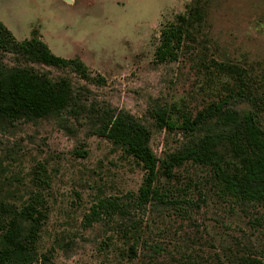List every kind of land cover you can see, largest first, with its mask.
I'll list each match as a JSON object with an SVG mask.
<instances>
[{
    "label": "rangeland",
    "instance_id": "obj_1",
    "mask_svg": "<svg viewBox=\"0 0 264 264\" xmlns=\"http://www.w3.org/2000/svg\"><path fill=\"white\" fill-rule=\"evenodd\" d=\"M189 4L200 13L187 25L177 57L153 61L159 28ZM0 20L19 38L40 27L52 52L78 56L94 76L86 80L69 69L17 62L11 52L0 53L3 74L26 65L52 79L65 75L72 94L69 105L43 116L0 119V200L19 204L34 188L30 179L38 164L47 178L39 187L45 215L34 245L11 264L264 261L263 206L221 194L209 165L187 161L169 173L159 169L155 184L168 201L141 207L128 202L125 213L82 223L97 197L126 200L143 175L139 161L93 132L102 109L133 115L161 158L199 131L160 127L153 110L166 105L174 118L182 111L193 116L235 87L239 75L243 91L256 97L253 108L264 127V0H0ZM73 101L86 105L79 120L69 112ZM234 106L252 109L246 101ZM80 148L85 155L77 154Z\"/></svg>",
    "mask_w": 264,
    "mask_h": 264
},
{
    "label": "trees",
    "instance_id": "obj_2",
    "mask_svg": "<svg viewBox=\"0 0 264 264\" xmlns=\"http://www.w3.org/2000/svg\"><path fill=\"white\" fill-rule=\"evenodd\" d=\"M194 3V2H193ZM195 4L186 6L185 12L175 15L173 20L161 25L157 42L153 48V61L175 59L180 44L190 25L199 15ZM11 52L15 61L37 62L69 69L79 77L92 80L89 67L78 56H62L51 51L40 38L37 30L31 28L28 37L16 38L0 20V53ZM99 81L104 78L97 74ZM238 82L216 101H212L191 116L182 111L179 122L166 105L153 110L156 124L177 126L191 134L199 131L188 142L168 150L158 158L148 144V131L133 115L122 109L104 108L97 115L98 124L93 132L114 144L140 162L143 175L136 191L127 193L126 200L114 196L97 197L83 213L82 223L90 225L102 217L125 213L127 204L141 207L152 200L166 202L167 194L155 184L157 171L169 173L173 167L184 162L209 165L221 194L235 202H258L264 208V127L258 120L255 96L243 91L244 83ZM261 97H259V100ZM72 99L70 84L65 75L56 79L30 66L18 65L2 73L0 64V119H33L66 107ZM246 101L252 107L239 111L234 103ZM69 112L75 120L86 105L73 101ZM222 128L214 131L209 124ZM85 155L86 150L78 149ZM30 179L34 188L29 190L19 204L0 200V264H11L26 255L34 245L41 221L45 215L42 194L39 187L47 185L43 165H37ZM26 223V227H24ZM242 264H264L259 258L243 259Z\"/></svg>",
    "mask_w": 264,
    "mask_h": 264
},
{
    "label": "crops",
    "instance_id": "obj_3",
    "mask_svg": "<svg viewBox=\"0 0 264 264\" xmlns=\"http://www.w3.org/2000/svg\"><path fill=\"white\" fill-rule=\"evenodd\" d=\"M67 1H70L71 2V0H67ZM64 2H66V1H64ZM72 2H73V0H72ZM5 25V24H4ZM6 26V25H5ZM7 27V26H6ZM8 28V27H7ZM31 28H35L36 30H37V32H38V34H39V36H40V38L42 39V32H41V28L40 27H37V26H32ZM11 32H12V34L16 37V38H19L18 36H16L15 35V33L11 30V29H9ZM31 30V29H30ZM30 32V31H29ZM45 42V41H44ZM46 43V42H45Z\"/></svg>",
    "mask_w": 264,
    "mask_h": 264
}]
</instances>
